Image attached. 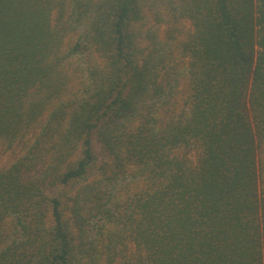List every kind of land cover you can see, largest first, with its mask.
Listing matches in <instances>:
<instances>
[{
	"label": "trees",
	"instance_id": "obj_1",
	"mask_svg": "<svg viewBox=\"0 0 264 264\" xmlns=\"http://www.w3.org/2000/svg\"><path fill=\"white\" fill-rule=\"evenodd\" d=\"M174 1L0 0V264H264V0Z\"/></svg>",
	"mask_w": 264,
	"mask_h": 264
},
{
	"label": "rangeland",
	"instance_id": "obj_2",
	"mask_svg": "<svg viewBox=\"0 0 264 264\" xmlns=\"http://www.w3.org/2000/svg\"><path fill=\"white\" fill-rule=\"evenodd\" d=\"M148 1L151 3V5L161 7L167 13H168V8L172 5H174V2H175L173 0L171 4H168V6L165 7L164 5L167 4L166 0H148ZM152 13H153V11L151 12V14ZM148 14H150L149 9H148ZM52 18L53 19L56 18V13H53ZM168 30H169V27H167V25H165L161 30L160 35L164 39L167 38L166 33ZM191 31H193V25H192L191 20L188 18H180L176 22L175 30L173 31L175 35H174L172 41L175 43L176 41H180V40L184 39V37H186L188 35V33H190ZM169 41H171V40H169ZM71 42H72V39L69 38L68 40H66V45H68ZM30 137H32V136H30ZM95 149H96V154L98 156V160L100 162H104V163L107 162L108 161L107 152L104 151L103 147L98 142H96V144H95ZM24 151L25 150H24V148H22L21 144L16 143L14 146L8 147L5 143H0V171L5 170L8 167H10L12 163H14L21 156H23ZM260 163L262 165H264V151L262 154H260ZM127 178H129L128 175L123 176V183H125V180H128ZM48 189H50V188H48ZM48 192L53 193V192H51V190H48ZM60 192H61V189H60ZM54 193H56V190L54 191ZM48 217H49V224H50L51 215L49 214Z\"/></svg>",
	"mask_w": 264,
	"mask_h": 264
}]
</instances>
